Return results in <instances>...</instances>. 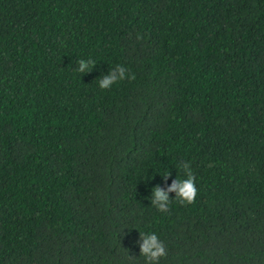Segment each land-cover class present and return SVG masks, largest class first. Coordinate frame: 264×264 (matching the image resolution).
<instances>
[{
    "label": "trees",
    "instance_id": "trees-1",
    "mask_svg": "<svg viewBox=\"0 0 264 264\" xmlns=\"http://www.w3.org/2000/svg\"><path fill=\"white\" fill-rule=\"evenodd\" d=\"M141 233L264 264V0H0V264H148Z\"/></svg>",
    "mask_w": 264,
    "mask_h": 264
},
{
    "label": "clouds",
    "instance_id": "clouds-1",
    "mask_svg": "<svg viewBox=\"0 0 264 264\" xmlns=\"http://www.w3.org/2000/svg\"><path fill=\"white\" fill-rule=\"evenodd\" d=\"M78 67L76 71L80 73H89L96 66V61L89 59H79L77 61ZM135 80L134 73H130L124 65H117L110 70L109 74L103 76L99 80V87L101 89H111L114 84L124 80ZM185 179H176L167 191L159 186L153 189L154 198L152 204L161 212H168L172 199L169 197L170 192L176 193V198L181 204L190 205L195 202L198 195V188L196 186V177L188 163L183 164ZM170 174H165L164 177ZM143 244L141 245V255L146 259L148 264H159L162 257L167 256L166 246L160 238L154 233H141Z\"/></svg>",
    "mask_w": 264,
    "mask_h": 264
}]
</instances>
